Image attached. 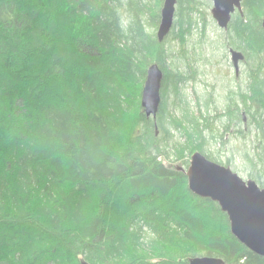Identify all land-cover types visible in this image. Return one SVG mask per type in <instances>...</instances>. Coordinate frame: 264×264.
Masks as SVG:
<instances>
[{"label":"trees","instance_id":"16d2710c","mask_svg":"<svg viewBox=\"0 0 264 264\" xmlns=\"http://www.w3.org/2000/svg\"><path fill=\"white\" fill-rule=\"evenodd\" d=\"M162 2L147 20L140 0H0V264H264L217 203L188 189L181 159L199 150L173 140L164 96L181 103L192 75L152 34ZM198 6L176 0L177 44L199 30ZM241 8L226 44L250 70L221 128L249 116L238 132L251 127L261 151L244 155L247 178L264 189V0ZM152 64L163 72L155 119L140 106Z\"/></svg>","mask_w":264,"mask_h":264},{"label":"rangeland","instance_id":"374dc122","mask_svg":"<svg viewBox=\"0 0 264 264\" xmlns=\"http://www.w3.org/2000/svg\"><path fill=\"white\" fill-rule=\"evenodd\" d=\"M196 1L199 3L200 12L193 13L191 17L194 23L202 13L203 19L200 20L199 30L194 28L190 34L186 35L184 45L177 44V39H175L179 35L177 28L173 31L175 34L172 35L171 30L163 39L165 51H173L176 66L182 70L185 69L188 75H192L191 81L185 87H181L184 88L180 91L181 103L177 101L175 96L171 97V93L168 92L169 89H166V92H168L164 96L166 118L168 121L173 119V121L180 124L178 131L172 132L174 141H188L193 147L198 148L199 153H206L220 163L221 166L227 167L230 165L231 170L234 169L235 173L243 180H248L247 173L253 171L244 155L252 156V154L261 151V143L253 140L254 131L251 127V133L241 134L238 132V129L246 127L250 123L249 116L244 115V117L242 115L243 123L235 120V124H230L228 133L223 131L221 126L226 120V112L224 111L232 103L231 98L237 103L239 102V98L235 94L245 89L251 62L246 60L242 52L244 59L239 60L236 73L231 61L229 51L231 48L226 44L229 32L228 29H221L213 20L211 16L212 0ZM140 3L143 7L141 10L144 13L143 18L147 17L148 20L153 17L150 16V13L157 10L159 0H140ZM162 5L159 8L160 11ZM236 13L238 14L237 11L234 14ZM64 18L63 15L59 20L63 21ZM63 24L66 25V23ZM157 30L158 26L156 30L152 29L153 36L156 35ZM191 48H194V55L191 53L186 61L183 59L182 54L189 52ZM190 60H192V64L188 65ZM163 65L167 68L165 71L168 72V76H171V69L165 66L167 64L164 63ZM241 110H243L242 105ZM186 111H188L187 117L189 115L194 118L193 123L187 122L186 118L182 116ZM229 117L233 119L232 116L229 115ZM201 148L202 150H200ZM170 152L171 155L176 157L177 154L172 153L173 150ZM195 152L186 151L181 161L188 160L190 163V158ZM227 161H230L231 164H227Z\"/></svg>","mask_w":264,"mask_h":264},{"label":"water","instance_id":"95a60500","mask_svg":"<svg viewBox=\"0 0 264 264\" xmlns=\"http://www.w3.org/2000/svg\"><path fill=\"white\" fill-rule=\"evenodd\" d=\"M242 0H212L211 16L217 25L228 29L231 16L236 11L242 15ZM160 22L156 32L158 42L169 34L174 19L176 0H163ZM264 29V18L262 19ZM233 67L238 70L239 60L244 59L240 51L230 49ZM163 72L157 64L146 70L140 106L147 118L155 119L161 103V81ZM188 189L201 198L217 203L227 215L231 234L248 250L264 257V189L255 181L243 180L230 167L221 166L199 152L192 154L185 172ZM188 264H225L221 258L193 257Z\"/></svg>","mask_w":264,"mask_h":264},{"label":"bare ground","instance_id":"6f19581e","mask_svg":"<svg viewBox=\"0 0 264 264\" xmlns=\"http://www.w3.org/2000/svg\"><path fill=\"white\" fill-rule=\"evenodd\" d=\"M262 189V188H261ZM193 258V257H192Z\"/></svg>","mask_w":264,"mask_h":264}]
</instances>
